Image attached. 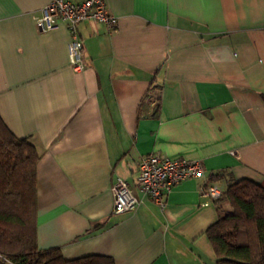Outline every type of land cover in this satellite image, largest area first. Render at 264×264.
Returning a JSON list of instances; mask_svg holds the SVG:
<instances>
[{
    "label": "crops",
    "instance_id": "0c3cea01",
    "mask_svg": "<svg viewBox=\"0 0 264 264\" xmlns=\"http://www.w3.org/2000/svg\"><path fill=\"white\" fill-rule=\"evenodd\" d=\"M50 1L0 0V118L39 153L37 248L215 264L207 230L228 203L200 188L264 186V0H104L116 24L78 25L80 73L66 26L37 27ZM151 154L197 161L203 176L161 209L136 186L137 161ZM117 178L140 203L114 215Z\"/></svg>",
    "mask_w": 264,
    "mask_h": 264
},
{
    "label": "trees",
    "instance_id": "16d2710c",
    "mask_svg": "<svg viewBox=\"0 0 264 264\" xmlns=\"http://www.w3.org/2000/svg\"><path fill=\"white\" fill-rule=\"evenodd\" d=\"M38 161L34 145L0 118V264H113L103 256L65 260L57 249L37 248ZM214 202L228 203L207 230L215 264H264V186L230 180Z\"/></svg>",
    "mask_w": 264,
    "mask_h": 264
},
{
    "label": "built area",
    "instance_id": "2783aa9c",
    "mask_svg": "<svg viewBox=\"0 0 264 264\" xmlns=\"http://www.w3.org/2000/svg\"><path fill=\"white\" fill-rule=\"evenodd\" d=\"M40 31L47 32L64 24L69 33L67 46L69 67L75 73L84 70L82 58L83 45L78 34V25L84 21H91L104 25L112 30L116 19L107 11L104 0H51L45 5L36 18ZM203 168L197 161L171 159L158 154L142 156L136 164V186L139 192L150 198L161 209L170 191L179 183L187 179H200ZM200 192L212 200H217L221 192L214 186H203ZM112 214L119 215L133 211L140 201L132 193L129 185L117 178L112 186Z\"/></svg>",
    "mask_w": 264,
    "mask_h": 264
}]
</instances>
